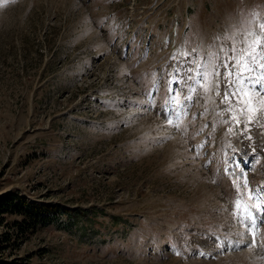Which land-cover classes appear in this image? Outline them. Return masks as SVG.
I'll list each match as a JSON object with an SVG mask.
<instances>
[{"label":"rangeland","instance_id":"obj_1","mask_svg":"<svg viewBox=\"0 0 264 264\" xmlns=\"http://www.w3.org/2000/svg\"><path fill=\"white\" fill-rule=\"evenodd\" d=\"M261 23L264 0H0V193L82 210L3 257L264 264V226L248 247L232 215L236 200L255 203L237 176L264 192V119L229 133L223 79L219 96L197 88L173 125L165 115L185 51L222 57Z\"/></svg>","mask_w":264,"mask_h":264},{"label":"snow or ice","instance_id":"obj_2","mask_svg":"<svg viewBox=\"0 0 264 264\" xmlns=\"http://www.w3.org/2000/svg\"><path fill=\"white\" fill-rule=\"evenodd\" d=\"M259 28L258 33L250 31L243 34V39L240 41H236L233 36L232 46L227 52L222 44L220 48L222 57L209 55L204 58L199 55L193 56L187 51L182 54L183 60L173 66V79L170 81L177 85L171 104L165 111L170 126L173 125L172 116L179 120L182 114L186 115L188 105L197 88L206 94L214 92L219 96L221 79L224 85L220 103L226 107L221 109L219 114L228 115V119L223 122L230 125L227 129L229 133L239 132L242 135L250 130L249 125L254 121L264 119V23H261ZM237 43L244 46L238 49ZM238 51L239 56H237ZM173 59H176V55ZM221 68L224 72L223 77L220 75ZM181 85L188 93L184 98L185 103H181L179 99ZM170 91L173 90L170 88ZM245 138L250 140L251 136ZM237 167H239L238 164ZM239 179L240 176H237L236 180ZM236 180L233 181V185L238 195L255 200V203L249 206L243 204L241 199L236 200L232 215L247 229L251 237L248 247H256V235L260 227L264 226V208H262L264 192H261L260 188L253 190L248 186L246 173H243V191ZM261 246L264 247V244Z\"/></svg>","mask_w":264,"mask_h":264},{"label":"trees","instance_id":"obj_3","mask_svg":"<svg viewBox=\"0 0 264 264\" xmlns=\"http://www.w3.org/2000/svg\"><path fill=\"white\" fill-rule=\"evenodd\" d=\"M82 210L69 208L60 204H44L30 200L16 190H5L0 193V264H31L28 255L3 257V251L19 241L26 239L30 233L46 226L55 225L65 229L74 226ZM13 215L12 218L8 216ZM122 216L112 215L114 223Z\"/></svg>","mask_w":264,"mask_h":264}]
</instances>
